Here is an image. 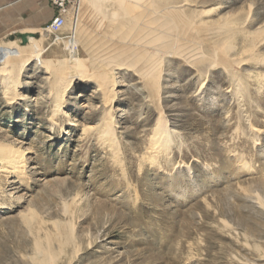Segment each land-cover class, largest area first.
Wrapping results in <instances>:
<instances>
[{"label":"rangeland","instance_id":"rangeland-1","mask_svg":"<svg viewBox=\"0 0 264 264\" xmlns=\"http://www.w3.org/2000/svg\"><path fill=\"white\" fill-rule=\"evenodd\" d=\"M160 1L182 7L207 45L231 36L218 32L228 25L249 32L264 25V0ZM67 7L62 38L70 36L75 11ZM48 25L45 36L37 33L45 47L55 39ZM96 28L87 27L80 47L91 68L94 56L117 47ZM235 46L234 58L241 36ZM258 51L264 54V45ZM209 67L170 54L158 92L127 68L115 72L110 116L125 180L96 136L107 104L92 80H75L60 112L54 79L37 61L25 67L14 100L0 76V144L23 151L28 165L25 178H7L0 164V264H36L35 239L48 235L63 237L51 243L56 264H264V68ZM160 116L169 150L158 166L140 171ZM244 160L251 167H242ZM68 234L72 242L63 244Z\"/></svg>","mask_w":264,"mask_h":264},{"label":"bare ground","instance_id":"bare-ground-1","mask_svg":"<svg viewBox=\"0 0 264 264\" xmlns=\"http://www.w3.org/2000/svg\"><path fill=\"white\" fill-rule=\"evenodd\" d=\"M106 4L115 8L112 14L102 11L104 8L102 5ZM192 22L194 23L187 18L182 7L167 5L160 0H78L72 15L70 39H57L48 47H45L43 40L39 38H30L26 46H22L18 40L2 41L0 43V76L7 83L6 92L10 100H14L17 97L19 78L25 67L37 61L54 79L53 96L56 97L55 106L60 112L62 102L73 86V82L92 80L99 91H104L107 104L106 117L95 130L96 136L107 147L106 153L110 155L114 167L122 171L118 179L125 180L128 177L126 160L119 148L116 124L110 116L115 96L114 87L117 84L116 71L127 68L130 73L137 74L145 84L151 85L152 90L158 92L161 89L162 62L170 54L184 57L190 64L196 62L200 65L209 61L210 69L221 66L231 69L234 65H246L249 62L264 68V54L258 51L264 45V25L254 32L237 30L234 26L236 24L228 25L218 32L230 33L231 36H227L219 43L207 45L199 37L200 33L198 34L197 30L199 26L196 27ZM92 23L97 26L95 32L99 33L103 39L115 40L117 47L113 51L105 49L100 56H94V65L91 68L89 59L83 55L80 47L82 40L89 39L90 35L88 36L86 29ZM38 33L44 36L46 34L43 30ZM240 36L243 39V47L234 58L232 53L236 49L235 41ZM232 38H234L233 44ZM53 46L60 47L62 50L53 51V55L46 58L47 52ZM86 52L89 51L86 49ZM258 79L264 80V75L259 74ZM261 87L263 88L264 84ZM204 90L205 87L202 84L199 93ZM158 120L146 151L139 160L140 171L147 167L158 166L159 158L169 150V129L162 116ZM252 132L261 133L258 129H253ZM255 144L259 145L260 142L256 140ZM237 155L233 152L232 157ZM0 164L4 165L2 168L7 178L15 175L25 178L27 175L28 165L25 154L20 149L0 144ZM250 165L251 163L244 160L242 167L248 169ZM3 190L0 185V200L4 195ZM54 225L60 229V224L54 223ZM70 232H73L72 229ZM68 235L63 239L64 242H60L71 243L73 236ZM56 238L63 237L48 235L46 239L39 237L35 239L36 264H56L58 253L51 248V243Z\"/></svg>","mask_w":264,"mask_h":264},{"label":"crops","instance_id":"crops-1","mask_svg":"<svg viewBox=\"0 0 264 264\" xmlns=\"http://www.w3.org/2000/svg\"><path fill=\"white\" fill-rule=\"evenodd\" d=\"M57 12L51 0H0V39L15 33H38Z\"/></svg>","mask_w":264,"mask_h":264},{"label":"built area","instance_id":"built-area-1","mask_svg":"<svg viewBox=\"0 0 264 264\" xmlns=\"http://www.w3.org/2000/svg\"><path fill=\"white\" fill-rule=\"evenodd\" d=\"M57 7L58 12L56 16L53 18V20L50 22V24L47 27V31L55 38L54 42L57 41V39H70V36L68 38H62L61 31L63 30L64 26L67 23V15H68V4H73L76 6L75 0H51Z\"/></svg>","mask_w":264,"mask_h":264},{"label":"water","instance_id":"water-1","mask_svg":"<svg viewBox=\"0 0 264 264\" xmlns=\"http://www.w3.org/2000/svg\"><path fill=\"white\" fill-rule=\"evenodd\" d=\"M16 38L21 41L22 46H26L29 43L30 38H37V34L36 33H15L10 36L11 41H14Z\"/></svg>","mask_w":264,"mask_h":264}]
</instances>
